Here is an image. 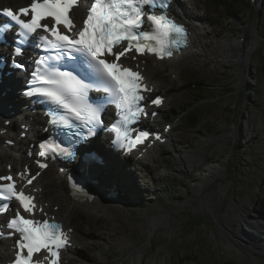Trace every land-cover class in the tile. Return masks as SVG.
I'll use <instances>...</instances> for the list:
<instances>
[{
    "label": "rangeland",
    "instance_id": "374dc122",
    "mask_svg": "<svg viewBox=\"0 0 264 264\" xmlns=\"http://www.w3.org/2000/svg\"><path fill=\"white\" fill-rule=\"evenodd\" d=\"M215 1L200 0V9L195 11L201 18L200 27L204 29L209 27V22L214 23L223 30L224 38L220 40L226 43L240 41L242 44L247 34L251 39L249 33H255L258 39L245 52L242 45L236 48L233 55L226 58L227 64L217 69L212 63L194 64L193 57H183L174 67L169 61H150L158 65L159 72L154 76L168 96V113L162 118L165 122L161 127L171 123L175 140L160 148L161 168H157L155 160L149 159L139 171L144 175L140 178L145 185L141 182L142 191L138 188L130 191L135 197L133 202L117 197L114 208L119 212L109 211L110 223L116 226L112 236L104 238L101 231L95 230L92 225L104 224L103 219H99L101 212L73 200L67 191L66 179L57 168L48 170L46 177L42 175L46 182L52 178L56 181L46 184L45 188L46 195L54 196L55 204H59V211L63 203L69 208L71 202L78 205L72 208L69 219L79 226L77 236L86 239V243L78 241L80 251L72 258L75 264H100L103 258L116 264L125 258V251L115 243L121 237H130L127 243L135 245L136 249L144 246L143 252L151 264L258 262L256 254L248 250L242 253L232 242L237 234L248 239L245 231H250L251 227L244 222L245 228L241 229L229 209L240 210L239 206L246 204L243 217L249 219L250 215L258 224L264 223V0H232L239 11L234 19H228ZM193 81L201 84L207 98L195 104L201 115L195 128L188 125V112L192 109L189 104L201 97L192 88ZM181 155L202 158L198 164L188 160L192 169L185 173ZM214 167L219 171L215 170L216 175L205 181L207 174H215ZM201 185H207L205 194H210L212 208L203 207L204 197L195 194ZM151 208L171 215L172 223L155 236L150 235L146 223L150 216L147 209ZM227 217L232 220L230 224L225 223ZM254 231L264 236L258 228ZM143 252H139L137 264H144Z\"/></svg>",
    "mask_w": 264,
    "mask_h": 264
},
{
    "label": "snow or ice",
    "instance_id": "6c2138e0",
    "mask_svg": "<svg viewBox=\"0 0 264 264\" xmlns=\"http://www.w3.org/2000/svg\"><path fill=\"white\" fill-rule=\"evenodd\" d=\"M174 0H31L26 7L4 8L8 23L0 24V43L12 32L13 69L25 70L26 64L17 59L24 49L35 46L44 54L31 60L29 86L24 95L50 105L48 123L64 128L81 141L103 128L109 105L117 109L118 119L112 124L116 133L113 143L131 151L150 135L131 127L141 117L149 115L144 92L150 91L139 71L124 66L122 58L130 52L151 53L160 59L171 57L173 50L186 43L187 28L168 15ZM85 6L82 24L78 27L74 10ZM156 9H159L157 14ZM50 21L51 23L45 22ZM18 29V31H17ZM4 67L8 58L0 57ZM100 93L90 96V92ZM157 96L151 104L160 105ZM155 116L157 113L152 112ZM86 130V131H85ZM160 140L159 134L155 137ZM40 156L48 152L67 158L76 153L55 143H41ZM41 168L47 167L40 164ZM23 175V173L21 174ZM38 175V174H37ZM35 177L27 180L31 185ZM34 197L18 189L12 176H0V214L17 201V210L5 227L16 237L12 264H60V250L68 246V236L60 223L35 219ZM43 211V209H40ZM47 253L44 259L36 256Z\"/></svg>",
    "mask_w": 264,
    "mask_h": 264
},
{
    "label": "bare ground",
    "instance_id": "6f19581e",
    "mask_svg": "<svg viewBox=\"0 0 264 264\" xmlns=\"http://www.w3.org/2000/svg\"><path fill=\"white\" fill-rule=\"evenodd\" d=\"M12 1L14 4H17L19 7L29 3L28 0H3V3L9 2L10 4H12ZM190 3H192L193 5H197L199 7L200 0H190ZM82 12H83V9L80 7L79 10H75V16H79ZM191 16L194 17V14H192ZM190 26H191V29L193 30V36H194V41L190 47L191 49H189L188 51H185L180 57H174L170 59L171 61L173 60L174 62L172 63L171 67L176 66V64L183 57H187V58L193 57L194 61L192 62H194V64L198 65L199 64L198 62H201V63L203 62V65L207 66L209 63H212L215 69H217L219 68V66L221 65L223 66L227 64L228 60L226 58L229 56H232L236 48H239L242 45L243 50L245 52V50H248L253 44H255V41H257L256 39H258L255 33H249L251 36V39L249 38L247 34L246 40L242 44L240 41L226 43L220 40L224 38L223 30H221L219 27L214 25V23L213 25H211V23L209 22V27H204V29L200 27L199 25H193L191 23H190ZM164 68L165 67H162V69ZM158 72H159L158 66L156 65L154 66L153 64H151L149 66V69H147V76H148V79L151 81V83H155L153 81V76H154V73L156 74ZM4 91H8V90L2 89V88L0 89V104L3 105V106L0 105V107L3 108V110L1 111L2 113L0 112V122L2 121V117L7 116L10 119L14 120L15 125L12 124L9 127L8 132L6 134L2 133V130L4 128H0V167L3 166V162L5 161H8L9 163L11 162L13 164H17L18 160H20V162H23V163H32V159L29 156H27L24 152H22L21 155L18 156V154H15L13 152V148L6 145L7 139L18 138V133H16L17 132L16 128L18 127V125H20V128H21V122L27 120L28 116L22 111L18 110L17 105L20 100V97L17 94V92L14 90V88H12L11 91L7 92L6 97L2 96ZM18 117L19 119L17 122ZM157 120L161 121L160 118H157ZM43 121H44V117L41 114H39L37 116V120L31 121V123L33 125H36ZM21 132L22 131H20V133ZM166 135L169 137L168 138L169 140H172L171 134L170 135L166 134ZM26 145H27L26 140L17 139V147H19L21 151L26 147ZM163 146L164 144H156L154 147H148L146 158L150 160H155V162H157V168H161L160 166L162 165V162H163V159L158 153L160 152V148ZM94 148H97V147H94ZM99 151L103 153L105 156H107L108 160L106 161L104 165L96 161H92L89 164V166L95 168L93 175L94 176L95 174L101 175L104 178L103 182L107 183L109 181L111 183V186L113 187V190L119 195L120 198L133 202L135 197L134 198L132 197V194L130 193V191H132L134 188H138L140 191H142L141 186H140L142 179L140 177H144V175L141 174L142 172L139 173V171H142L144 168L142 167L140 168L139 165L146 164V160L140 159L137 157L139 152H135L134 154H132V156H126V157L121 156L118 153L117 154L118 158H113L111 157V155L108 154L109 152L107 149L105 150L99 149ZM201 158H202L201 156L196 157V156L181 155V159L184 160V170L183 171L185 173L191 172L192 166L189 164L188 160H191L193 163L198 164L201 161ZM213 169H214L213 172H215V174L213 172H212L213 174L211 173L209 175L207 174L204 179L205 181L211 179L213 176L216 175V171H219V168L214 167ZM54 183H56V181L53 178L51 180H48L47 182L44 180V178L40 180V184H44V185L54 184ZM142 183L143 185H145L144 182ZM206 186L207 185H201L197 187L195 194L197 197H204L203 204H202L203 207L209 206L210 208H212L213 201L210 198V194H205V192L207 191ZM99 189L101 190L103 189V187ZM100 190L98 191L99 194H100ZM67 191L69 193L68 189ZM46 193H48V191ZM48 197L50 199L49 205H46V201H48V199H46V194H43V195L39 194V201L43 203L47 209L50 208L52 213L58 214L59 217L62 220H64L65 224L66 223L69 224V220H70L69 217H70L72 208L78 207V205L75 204L74 202H71V207L69 208L68 207L69 205L67 206V204L63 203L62 210L57 211L56 210L57 207L56 206L53 207L54 196L51 195ZM58 200L59 199L57 198V201ZM59 202L61 201L59 200ZM116 202H117L116 200L106 201L103 198V194L101 193L100 195L97 196L96 200L93 203H89V202L83 203L85 208L95 209L101 212V214L99 213L100 214L99 219H103L104 224L97 223L96 225H92V226H95V230L101 231L103 234V237L107 239L112 236L113 234L112 231L116 229V226L113 225L114 223L113 224L110 223L111 218L109 217L110 216L109 211L116 210L117 213L119 212L116 208H114L117 205ZM239 207L241 208L240 210L234 207L229 209L232 212V218H236V220L240 222L241 229L244 230L245 228L244 222H246V224H248L251 227V230L245 231L248 239L244 238L240 234H237L235 235L236 239L232 240V242L241 250L242 253L247 252L248 250L258 256L257 257L258 262L253 261L251 264H264V236H260L254 231L255 228H258V230H261V232L264 234V223L261 222L260 224H258L259 222H257L253 217H250V215H249V219H248V216L243 217L242 212L246 210V204H241ZM147 211L150 216H148V218L146 219V223H147V226H149V231H150L151 236H155V234L159 230H161L165 226L172 223L171 218H170L171 215L167 213L165 210H161L158 208H151V209H147ZM143 217L145 216H142V218ZM6 218L7 216L1 217V219L3 220ZM231 222L232 220L227 217V220L225 221V223L230 224ZM68 227H72V226L69 225ZM128 227L131 229L130 225H128ZM94 234L98 236L99 233L95 231ZM252 237L255 240L252 239ZM80 240H84L83 241L84 244L86 243V239L78 238L77 232H76L74 234V241H75L76 246L75 248L72 247L68 250V253L65 256L64 260H66L67 258L68 259L75 258L73 256H70L69 253H74L78 249L77 241H80ZM129 240H130V237H121V238H117V241H115V243H118L119 246L121 247L120 248L121 251H125L123 255L126 258L121 263H119L120 262L119 261L116 264L118 263L119 264H127V263L137 264L139 262L138 254L139 252L144 251L143 250L144 246H140L138 249H136L134 248L135 245L133 246L127 243ZM249 254L251 255V253ZM141 260L143 261L144 264H151L150 259L146 257V254L144 252H143V256ZM100 261H101L100 264H110L107 258L100 259ZM64 264H75V263L71 260L70 263H66V261H64Z\"/></svg>",
    "mask_w": 264,
    "mask_h": 264
},
{
    "label": "trees",
    "instance_id": "16d2710c",
    "mask_svg": "<svg viewBox=\"0 0 264 264\" xmlns=\"http://www.w3.org/2000/svg\"><path fill=\"white\" fill-rule=\"evenodd\" d=\"M215 3L218 7L223 9L228 19L237 18V14L239 13V11H237L238 7L232 0H216ZM193 83L195 84V86L192 88L195 90V92L197 91V95L198 97H201V99L197 98V100L194 101V103L189 104L192 109H190L188 112V125L191 128L197 127L201 121V115L198 109L195 107L196 102H202L203 99L204 100L207 99L204 96L205 89L202 88L201 84L198 83V81H193ZM263 206H264V201H263ZM212 264H237V263L232 260H226V261H217L216 263H212Z\"/></svg>",
    "mask_w": 264,
    "mask_h": 264
}]
</instances>
